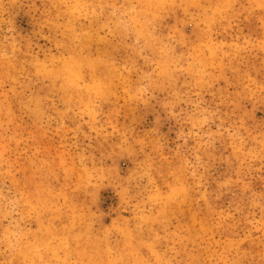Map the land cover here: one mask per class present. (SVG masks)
<instances>
[{"label":"rangeland","instance_id":"374dc122","mask_svg":"<svg viewBox=\"0 0 264 264\" xmlns=\"http://www.w3.org/2000/svg\"><path fill=\"white\" fill-rule=\"evenodd\" d=\"M0 264H264V0H0Z\"/></svg>","mask_w":264,"mask_h":264}]
</instances>
